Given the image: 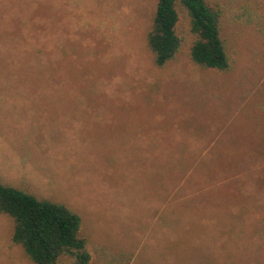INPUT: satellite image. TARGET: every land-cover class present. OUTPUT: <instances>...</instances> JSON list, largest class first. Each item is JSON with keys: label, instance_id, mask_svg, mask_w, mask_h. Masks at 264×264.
I'll use <instances>...</instances> for the list:
<instances>
[{"label": "rangeland", "instance_id": "374dc122", "mask_svg": "<svg viewBox=\"0 0 264 264\" xmlns=\"http://www.w3.org/2000/svg\"><path fill=\"white\" fill-rule=\"evenodd\" d=\"M156 2L0 0V182L78 213L89 264H264V0H205L224 72L191 62L179 0L155 64ZM234 153L261 157L213 168ZM12 227L0 213V264H33Z\"/></svg>", "mask_w": 264, "mask_h": 264}, {"label": "trees", "instance_id": "16d2710c", "mask_svg": "<svg viewBox=\"0 0 264 264\" xmlns=\"http://www.w3.org/2000/svg\"><path fill=\"white\" fill-rule=\"evenodd\" d=\"M175 1L157 0L152 27L147 34V46L158 66H163L173 59L180 47V38L176 33L178 14ZM179 2L187 12L189 31L194 36L188 51L191 62L208 70L218 72L230 70L231 60L220 36L214 11L205 0H179ZM43 9L38 8V10ZM15 19L10 17L14 23L17 22ZM259 141L264 142V137H260ZM248 142L250 141L245 140L238 148H244V144ZM239 156L240 161L251 156L257 161L261 157L255 153L253 155L219 154L212 156L210 161L212 160L213 168L222 171L226 164L227 167L237 165ZM228 197L235 195L223 194L224 200L227 201ZM0 213L12 218L11 241L22 247L27 259L33 264H61L64 259L71 264L90 263L91 255L87 248L86 237L82 233V218L64 203L39 199L0 182ZM260 250H264V247L261 246Z\"/></svg>", "mask_w": 264, "mask_h": 264}, {"label": "crops", "instance_id": "0c3cea01", "mask_svg": "<svg viewBox=\"0 0 264 264\" xmlns=\"http://www.w3.org/2000/svg\"><path fill=\"white\" fill-rule=\"evenodd\" d=\"M7 154L4 155V157L6 158L7 161H9V164L13 165L15 164L14 161H16V156H12L13 155V151L12 149L7 150ZM17 165L19 166H28L29 164L26 161H23L20 157L17 156ZM26 182H33L35 181V179H43L42 177H40L38 175V173H40L41 171H39L38 169H33L31 167H26Z\"/></svg>", "mask_w": 264, "mask_h": 264}]
</instances>
